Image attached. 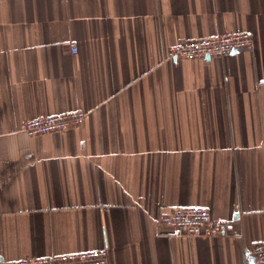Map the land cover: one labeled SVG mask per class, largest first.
<instances>
[{"label":"crops","instance_id":"obj_1","mask_svg":"<svg viewBox=\"0 0 264 264\" xmlns=\"http://www.w3.org/2000/svg\"><path fill=\"white\" fill-rule=\"evenodd\" d=\"M242 31L253 49L167 56ZM76 109V127L23 130ZM179 205L227 232L164 234L157 216ZM259 241L264 0H0V259L107 247L109 264H254Z\"/></svg>","mask_w":264,"mask_h":264},{"label":"built area","instance_id":"obj_2","mask_svg":"<svg viewBox=\"0 0 264 264\" xmlns=\"http://www.w3.org/2000/svg\"><path fill=\"white\" fill-rule=\"evenodd\" d=\"M255 38L250 31L234 32L181 40L171 46L168 57L198 58L224 56L234 50L253 49ZM72 52L78 51L75 43ZM82 109L39 116L25 121L23 130L30 136L68 130L78 126L86 117ZM157 222L168 236L197 237L219 236L227 232V226L212 216L200 205H179L160 211ZM254 264H264V241L256 242L251 248ZM0 264H109L107 247L68 253L34 256L16 260L0 259Z\"/></svg>","mask_w":264,"mask_h":264}]
</instances>
